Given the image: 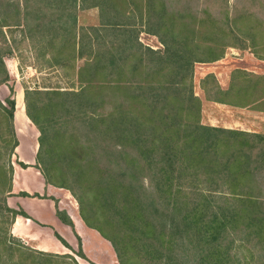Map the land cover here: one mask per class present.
Wrapping results in <instances>:
<instances>
[{
	"label": "trees",
	"instance_id": "obj_1",
	"mask_svg": "<svg viewBox=\"0 0 264 264\" xmlns=\"http://www.w3.org/2000/svg\"><path fill=\"white\" fill-rule=\"evenodd\" d=\"M168 4L0 0V83L10 81L4 56L14 51L6 25L25 23L49 63L85 59L79 89L26 87L25 109L40 131L36 158L46 180L71 191L120 264H264V132L203 122L193 85L196 62L217 60L230 45L245 42L264 58L257 48L262 9L257 0H225L219 13ZM91 7L99 8L100 24L80 25V9ZM140 23L163 49L139 39ZM241 75L227 88L217 84L210 97L264 104V74L238 68L233 76ZM10 90L0 97V194L12 224L17 213L29 215L7 203L19 144ZM58 214L74 226L65 209ZM9 231L0 264H81L72 253L33 248Z\"/></svg>",
	"mask_w": 264,
	"mask_h": 264
},
{
	"label": "rangeland",
	"instance_id": "obj_2",
	"mask_svg": "<svg viewBox=\"0 0 264 264\" xmlns=\"http://www.w3.org/2000/svg\"><path fill=\"white\" fill-rule=\"evenodd\" d=\"M6 1V0H5ZM8 1V0H7ZM16 1V0H15ZM236 0H229L230 4L235 3ZM170 8H186L187 12L195 13V11L209 8L214 13H219L225 9V0H168ZM257 8L262 9L260 15L264 16V0H257ZM242 8V4H239V9ZM231 12L236 14V10L233 8ZM8 21L14 22L15 17L9 16ZM79 24L82 26L100 24V15L98 7H91L86 9H80L79 11ZM139 39L146 45H150L153 48L163 49L164 44L158 37V35L146 30L145 25L138 24ZM27 27L25 23L12 24L4 26V30L8 36V43L14 47L12 54L5 55V61L10 71L9 83H0V97L5 99L10 93V85L15 88V98L17 101V108L20 109V96L23 98L25 119L17 123L20 126L21 132L18 134L22 138V146L26 147L29 140L36 139L40 134V131L34 122L28 121L29 117L25 109L24 93L26 87H38V88H51L53 86H60L61 88H75L79 89L82 84V80L79 77V67L84 63L85 59L79 58L74 60L73 65L62 66L60 64H52L46 60L43 56H38V51L35 48L34 40L27 36ZM262 34V35H261ZM259 48L260 53L264 55V32L259 33ZM242 68L247 71L264 74V58L257 56L252 51V46L247 45L245 42L239 43L237 46L230 45L226 48L224 56L214 61H198L195 64L193 85L195 93L202 100L201 120L205 123L214 125H221L232 128H240L249 131H262L264 132V104L260 102L248 104L245 106L234 105L231 103L221 102L214 100L210 97L215 92V86L221 85L223 88H227L232 82L239 83L243 80V75L235 77L233 76L236 69ZM209 73H214V76H208ZM206 79L205 83L203 80ZM205 84V87L203 86ZM19 101V102H18ZM17 109L15 116L17 117ZM5 157V156H3ZM11 162L17 159L16 153L11 155ZM71 194L73 203L70 201L67 205L75 204V208H78V202L75 203V196ZM8 195V194H7ZM5 194H0V249L2 252H6V248L2 239L7 231L10 230L11 222L9 219L10 212L5 209ZM65 204V203H64ZM76 210V209H75ZM10 232V231H9ZM85 242L79 237V242L76 248L68 246L66 252L72 253L77 260L82 264H90L86 258L80 253L86 251L95 257L102 258L107 264H120L117 254L115 260L111 261L109 257L114 254L111 241L104 237L100 232L88 231L84 232ZM20 241L30 245L33 248L34 242L24 240ZM116 252V251H115ZM241 254L243 249L240 250ZM85 253V252H84ZM15 260L20 259V253L16 251ZM6 255V254H5ZM88 257V256H87ZM68 260L69 257L66 256ZM86 258V259H85ZM66 264V263H64ZM252 264V263H251Z\"/></svg>",
	"mask_w": 264,
	"mask_h": 264
},
{
	"label": "crops",
	"instance_id": "obj_3",
	"mask_svg": "<svg viewBox=\"0 0 264 264\" xmlns=\"http://www.w3.org/2000/svg\"><path fill=\"white\" fill-rule=\"evenodd\" d=\"M16 109L20 110L17 107ZM16 115L15 125L17 134H19L22 130L17 123L18 111ZM25 117L24 112L18 122L23 121ZM28 121L31 122L32 120L29 118ZM23 133L21 132V134ZM29 142L26 147H23L22 138L19 135V144L15 152L17 159L13 163L12 189L7 195V203L10 206L18 210H25L29 216L17 213L11 225L12 233L28 242L33 241L36 248L59 253L66 252L68 246L57 236L56 232L60 233L73 248H76L79 237L86 244L84 232H97L98 230L84 221L80 214L79 206L75 208V204H66L70 201L73 203L68 188L54 185L46 180L37 165L38 137L36 136V139L29 140ZM21 161L27 163V165L23 166L20 163ZM75 201L77 204V199ZM58 208L65 209L68 212L74 222V226L60 217ZM84 252L88 256L86 258H89L85 259L90 264H107L104 259L86 253L85 250ZM115 255L116 252L114 251V254L109 257L111 261L113 260V263Z\"/></svg>",
	"mask_w": 264,
	"mask_h": 264
},
{
	"label": "bare ground",
	"instance_id": "obj_4",
	"mask_svg": "<svg viewBox=\"0 0 264 264\" xmlns=\"http://www.w3.org/2000/svg\"><path fill=\"white\" fill-rule=\"evenodd\" d=\"M22 96H23V95H21V96H20V99H19V101H20V110H17V111H18V119H20V118L22 117V115H24V112H25ZM19 101H18V102H19Z\"/></svg>",
	"mask_w": 264,
	"mask_h": 264
}]
</instances>
